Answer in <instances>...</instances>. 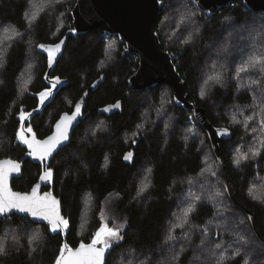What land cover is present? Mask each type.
Masks as SVG:
<instances>
[{
	"label": "trees",
	"instance_id": "trees-1",
	"mask_svg": "<svg viewBox=\"0 0 264 264\" xmlns=\"http://www.w3.org/2000/svg\"><path fill=\"white\" fill-rule=\"evenodd\" d=\"M76 1L60 0L49 6L48 0H0V159L23 163L22 177L12 183V188L21 193L28 192L41 173L38 165L25 158L26 148L16 141L19 112L34 109L37 93L46 87V57L38 53L37 47L57 43L71 29L70 12ZM162 2L157 34L162 48L175 58L189 103L203 110L212 126L230 130L232 138L222 142L218 157L202 124L194 120L192 126L193 112L175 105L169 86L160 84L139 92L129 89L126 81L137 70L138 57L127 53L116 36L96 29L68 39L52 74L68 85L28 124L37 138L43 139L61 114L71 113L77 103L83 106V120L70 144L52 159L49 168L53 180L43 191L52 190L61 200L63 215L70 222L66 241L72 248L90 243L101 225V202L109 195L117 198L115 209L126 220L122 226L125 230L123 238L113 246L107 264H226L224 259L210 255L218 239L214 238L217 229L232 223L221 210L230 216L240 215L264 252V198L253 199L249 193V182L260 183V179H255V164L239 163L228 150L241 146L246 129L236 128L227 120L264 99V93L258 95L259 85L264 89V73L258 68L240 71L252 57L264 55V31L259 28L264 12H251L239 0L214 15L200 12L191 0ZM185 10L190 12L191 25L189 18L183 16ZM225 23L237 28L246 23L248 32L255 31V36L250 40L246 32V36L238 38L234 30L225 28ZM114 47L120 53L114 52ZM223 61L233 68L230 73L215 69ZM209 72L210 76L221 74L222 83L208 81L210 86L202 97L200 81ZM167 92L170 99L165 102ZM144 94L152 95L151 106L153 102L168 106L164 116L170 126L156 123L152 116L142 117L145 104L140 100ZM117 102L119 108L103 110ZM93 118H102L107 130L82 142L85 126ZM256 120L257 116L252 122ZM141 124L143 130L138 127ZM138 129L140 137L134 144L125 145V136ZM260 137L264 139V132ZM129 152L133 155L125 160ZM210 170H215V175ZM140 179H149L150 184L137 196L143 184ZM218 187L223 191L221 210L216 209L217 202L198 198L211 195ZM190 207L194 210L184 218ZM86 209L92 216L91 237L82 222ZM184 221L189 235L182 239L176 234L167 243L170 232L181 231ZM203 226L210 230L206 243L199 231L191 233ZM12 229L18 234L9 237ZM32 232L36 238L38 232L45 235L44 245L33 257L25 246L23 249L21 240ZM0 241L6 249L0 264H54L63 239L61 234H50L46 226L13 215L0 218ZM174 256L178 258L173 259ZM228 264H254V260L245 262L236 257Z\"/></svg>",
	"mask_w": 264,
	"mask_h": 264
},
{
	"label": "water",
	"instance_id": "water-1",
	"mask_svg": "<svg viewBox=\"0 0 264 264\" xmlns=\"http://www.w3.org/2000/svg\"><path fill=\"white\" fill-rule=\"evenodd\" d=\"M191 1L200 12L206 15H214L219 10L234 2L235 0ZM239 1L242 2L243 6L251 12H264V0ZM162 5V0H77L70 12V16L72 18L71 29L74 28L75 31L73 32L70 29L65 33L64 37H62L61 40H64L65 43L64 45H62V53L58 54L57 60L54 62L53 67L50 68L48 66L47 52L39 47V45L48 46L51 44H39L37 47L38 53L46 57V72L43 77V82L45 86H50L52 78L57 77H53L52 74L56 68L58 60L63 55L69 38L76 39L79 36L85 35L96 29H100L107 35L116 36L119 39V42L125 46L127 53L134 54L138 57V68L131 76L127 78L126 81L129 89L134 92H139L152 87H156L160 84L169 86L173 91V100L177 107L199 114L201 118V124L208 134L209 140L214 148L216 155L219 157L220 145L222 144V142L230 140L232 138V133L226 128L212 126L205 117L204 111L195 108L192 104L189 103V96L185 91L186 83L178 74L177 68L174 64L175 58L169 52L165 51L162 48V44L157 34V22ZM57 43H59V41ZM60 80L63 81V83H61L57 86L56 89H54V97L50 99V102H46L44 106L39 105L38 95H36L37 106L35 108L40 107V111L33 112L32 117L25 122V128L29 127L28 124L32 121V119L36 115L42 114L44 109L54 101L59 91L68 85V82L66 80ZM82 108L83 106L81 107V115L77 118L76 121L73 122V125L68 130L69 139L65 141L63 145L58 146L57 151L54 152L52 156L48 157L47 160H40L29 155L28 153L30 150L27 145L21 143L16 138V141L22 144L27 150V155L25 158L29 159L30 162L38 165L41 169V173L37 182L28 192L21 193L15 191L12 188V183L15 179H20L22 177L23 163L12 160L10 158L0 159V162L12 161L19 165L18 171H12L7 176L6 189L10 193L26 194L31 193L32 189L36 188V194L39 197H44L46 194H51V196L55 197V199L60 202V215L64 217L61 200L54 195L52 190H50L49 192H43V188L52 183L53 175L51 178H46L45 180H41L40 177L45 173L47 168H49L54 156L60 150L70 144L74 131L78 128L80 122L83 120ZM32 111L33 109L29 112ZM71 113L68 114L71 115ZM63 114H61V116ZM60 117L56 120V122L60 119ZM56 122L54 123L49 135H47L43 139H38L36 136L37 140H45L47 137L51 136L54 131ZM33 133L35 132L33 131ZM25 135L30 137L32 133H25ZM13 215L28 218L34 224L48 227L49 233L52 235L61 234L63 239L62 245H67L66 238L67 233L69 232L70 225L67 229L53 232L50 230V226L48 225L47 221L34 219L28 213H23L16 209H11L4 214H0V218L2 219ZM103 225L109 228V226H107L106 224L103 223ZM101 226L102 223L100 227ZM124 230L125 229H121V235L123 234ZM79 245L75 248H72L68 245L67 246L69 249L74 251L79 247ZM114 245L115 243H112L111 247L105 251L103 264H107L108 257ZM65 255H67V253Z\"/></svg>",
	"mask_w": 264,
	"mask_h": 264
},
{
	"label": "rangeland",
	"instance_id": "rangeland-1",
	"mask_svg": "<svg viewBox=\"0 0 264 264\" xmlns=\"http://www.w3.org/2000/svg\"><path fill=\"white\" fill-rule=\"evenodd\" d=\"M184 17L189 18V24H192L190 12L185 10ZM176 26V25H175ZM225 28L228 30L233 31L234 30V36L236 35L238 38H243L246 36V32L249 33V38L252 40V38L255 36V31L253 33L248 32V24H244L242 26H239L238 28L234 25H230L229 23L224 24ZM260 30L264 31V17H263V23L259 26ZM178 30V28L176 27ZM165 37V35H164ZM242 40V39H241ZM228 47L227 42H223ZM117 45V42L115 43ZM171 47V45L169 46ZM237 51H240L236 49ZM114 52H119L120 50L116 47L113 48ZM210 52V50H208ZM120 53V52H119ZM215 69L221 70L222 72L230 73L231 71L229 69L228 64L226 62H218L215 65ZM210 76V72L206 73L203 76V80L200 81V90L203 88L205 91L210 85L205 84V80H208V77ZM211 81V80H208ZM166 92V91H164ZM264 93V89L262 85H259L258 95H262ZM163 94V93H161ZM169 92L167 94H164L165 102L169 101ZM152 95L144 94L141 96V102L142 104H145V109L143 111V118L152 116L154 118V121L156 123H162L163 126H170V123L166 121V118L164 114L166 113L168 106L162 102L164 107H161L159 102H153V106H151L152 102L151 99ZM262 102L256 103L255 106H251L250 108L233 114L230 117H228V122L230 125L234 127H240L241 129L244 128L246 131H244V138L243 143L241 146H233V151L229 148V153L234 154L235 160H237L239 163H247L252 162L255 164V167H253L256 173L255 179H260L259 184L255 183L253 181L249 182V193L250 196L253 198V196L260 197V199L264 198V159L262 158V155L264 154V139L260 137V134L264 132V99L261 100ZM153 107V110L152 108ZM112 110V109H111ZM110 110V111H111ZM109 112V111H107ZM194 113V112H193ZM259 113V114H258ZM196 114V113H195ZM199 118V114H196ZM257 116V120L252 122L253 118ZM235 121H239V123H235ZM145 122L143 123V125ZM142 125V124H141ZM145 127V125H144ZM144 127H139L141 130H143ZM105 122L102 120V118H93L91 119L87 125L85 126V131L83 132V136L81 138L82 142H86V140H91L92 137H95L98 133L105 132ZM141 130H136L135 134H128L127 137L125 136L124 143L125 145L129 146L131 144H134L136 139L140 137L139 132ZM138 134V135H137ZM209 138V137H208ZM252 140V141H251ZM218 170V165L217 169ZM210 172L215 173V170H210ZM216 180V179H215ZM140 181L143 183L139 186V190L141 188H145V185L147 187L145 190L149 187V179H140ZM218 183V181H216ZM220 183V179H219ZM145 192V191H144ZM143 192L141 193V195ZM197 191L192 195H196ZM223 191L221 188H215L212 191L211 195H198L199 199L207 200V201H213L217 202L216 209L221 210L223 208L222 203V197ZM117 198L114 197V195H109L107 199H105L103 202H101L100 210H99V219L102 220V226L103 223L109 226V228H119L122 229V226L125 224L126 220L118 213L115 209V200ZM259 199V200H260ZM222 213L232 219V223L226 227L225 229H217V234L214 238L216 239V242L213 244L210 255L212 258L220 257L221 259H224L226 261V264L230 263L234 258L241 257L243 261L249 262L250 260H254V264H258L257 261L264 263V252L263 247L257 243L255 238L251 235L249 232L247 225L245 221L240 219V215L238 216L236 213L233 214V216H230L228 212L221 210ZM91 211L89 209H86L85 214L83 215L82 222L85 224V227L87 226V231L89 232L90 225L92 223V216L90 215ZM184 218H186L184 216ZM187 222H183L182 224V230L179 232L171 231L170 236L168 238V242L170 244L172 238L174 235L177 234V236H180L182 239H185L187 235H189V228L186 226ZM217 227V224L215 225ZM199 231L201 233V239L203 243H206V237L208 235V232L210 230L207 226H203L200 229L191 230L192 232ZM18 234L14 229L9 231V237ZM90 237L94 233V231L89 232ZM96 233V232H95ZM39 234V237L36 238V236L33 235V232L30 235L25 236L24 239L21 238L23 242V249L25 246V249L29 251L31 254V257H33L38 251L41 244L44 245V239L45 235ZM85 234H79L80 237H83ZM240 237H243V239H240ZM36 238V239H35ZM1 242V241H0ZM116 243V242H113ZM5 247V246H4ZM185 250V248H183ZM188 249V248H187ZM119 257H117V260ZM117 262V261H116ZM164 261H159V264H162ZM193 264H196L193 263ZM198 264V262H197Z\"/></svg>",
	"mask_w": 264,
	"mask_h": 264
},
{
	"label": "snow or ice",
	"instance_id": "snow-or-ice-1",
	"mask_svg": "<svg viewBox=\"0 0 264 264\" xmlns=\"http://www.w3.org/2000/svg\"><path fill=\"white\" fill-rule=\"evenodd\" d=\"M59 2L60 0H48L49 6ZM32 19L34 20L35 16H33ZM71 30L73 32L75 31L74 28ZM17 35H19V33H17ZM64 43V40H60L59 43H54L48 46L39 45L40 48L47 52L48 66L50 68L53 67L58 54L62 53V45H64ZM108 47L111 49L112 45H109ZM256 68H258L261 73H264V55L252 57L247 62V67L242 65L240 71L245 72ZM208 80L215 83H222V76L218 73L216 75L209 76ZM208 80L205 81V84L208 83ZM61 83H63V81H61L59 77L52 78L50 86H46L42 91L37 93L40 106H44L46 102H50V99L54 97V89H56ZM253 83H257V81H253ZM204 95L205 92L202 88L201 96L203 97ZM120 106V103L117 102L115 105L106 107L103 110L110 111L112 108H119ZM81 107L82 105L77 103L75 105V110L72 111L71 115L64 113L56 122L52 135L47 137L45 140H37L36 134L33 133L31 126L25 128V122L32 117L33 112H39L40 107L33 109L32 112L21 110L18 114L20 127L17 130L16 138L21 143L27 145L30 150L28 153L29 155L40 160H47L48 157L52 156L53 153L57 151L58 146L63 145L64 142L69 139L68 130L73 125V122L81 115ZM234 122L239 123V121L235 120ZM138 127L142 128L143 125H139ZM25 133H32V135L29 137L25 135ZM132 155L133 154L129 152L125 155L124 159L129 160ZM18 170L19 165L12 161L0 162V214H4L11 209H16L20 212L28 213L34 219L47 221L50 226V230L53 232L67 229L70 222L68 219L60 215V202L57 201L55 197L51 196V194L39 197L36 194V188H33L31 193L26 194L10 193L6 189L8 174L12 171ZM52 175L53 173L51 168H47L40 179L45 180L46 178H51ZM213 175H215V173H213ZM146 187L147 185H145V188ZM143 191L144 188H141L138 191L137 196L141 195ZM253 199H260V197L253 196ZM193 210L194 208L190 207L187 212H185V217H187L188 213ZM122 238L121 230L119 228L113 229L101 226L93 235L91 243L89 244L81 243L74 251L69 249L66 244L62 245L60 254L55 260V264H103L105 251L111 247L113 242H118ZM240 239H243V237H240ZM66 253L67 255H65ZM5 254L6 249L4 244L0 243V256ZM177 258V256L173 257V259Z\"/></svg>",
	"mask_w": 264,
	"mask_h": 264
},
{
	"label": "built area",
	"instance_id": "built-area-1",
	"mask_svg": "<svg viewBox=\"0 0 264 264\" xmlns=\"http://www.w3.org/2000/svg\"><path fill=\"white\" fill-rule=\"evenodd\" d=\"M194 120L199 122V118L195 114H193L192 117H191L192 126H194V122H193Z\"/></svg>",
	"mask_w": 264,
	"mask_h": 264
},
{
	"label": "bare ground",
	"instance_id": "bare-ground-1",
	"mask_svg": "<svg viewBox=\"0 0 264 264\" xmlns=\"http://www.w3.org/2000/svg\"><path fill=\"white\" fill-rule=\"evenodd\" d=\"M193 112V111H192ZM193 114H195V113H193ZM196 115V114H195ZM197 116V115H196ZM198 117V116H197ZM199 118V117H198ZM199 123H201V118H199ZM192 124V123H191Z\"/></svg>",
	"mask_w": 264,
	"mask_h": 264
},
{
	"label": "flooded vegetation",
	"instance_id": "flooded-vegetation-1",
	"mask_svg": "<svg viewBox=\"0 0 264 264\" xmlns=\"http://www.w3.org/2000/svg\"><path fill=\"white\" fill-rule=\"evenodd\" d=\"M44 192V191H43Z\"/></svg>",
	"mask_w": 264,
	"mask_h": 264
}]
</instances>
